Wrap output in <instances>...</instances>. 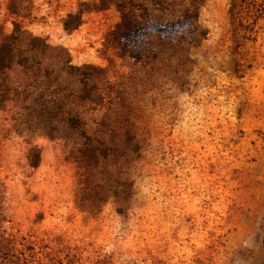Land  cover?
Segmentation results:
<instances>
[{
  "label": "rangeland",
  "instance_id": "1",
  "mask_svg": "<svg viewBox=\"0 0 264 264\" xmlns=\"http://www.w3.org/2000/svg\"><path fill=\"white\" fill-rule=\"evenodd\" d=\"M21 29L49 48L0 78V264H264V0H0Z\"/></svg>",
  "mask_w": 264,
  "mask_h": 264
},
{
  "label": "trees",
  "instance_id": "2",
  "mask_svg": "<svg viewBox=\"0 0 264 264\" xmlns=\"http://www.w3.org/2000/svg\"><path fill=\"white\" fill-rule=\"evenodd\" d=\"M83 12L79 10L75 13H70L67 16V19L64 21V27L67 31H72L77 29L82 22ZM154 32L158 35L169 37L170 35L177 33L179 31L178 23L171 22V23H156L151 25ZM144 28L138 23L137 17L135 16L134 12L131 10H127L123 13L121 21L118 23L116 29L114 30L113 34L117 42L129 49H133V45H135L138 37L139 32ZM19 30V28H17ZM14 34L11 36L5 37L0 42V78L6 74V71L13 67L14 62H16L17 57V49L16 44H14L13 40H19L21 38V54H19V60H17V64H20L21 67L29 69H34V63L38 62V69L39 72L42 68L40 65L42 64L41 59H39L42 54L46 53L47 49L49 48V44L42 38L41 36H34L29 34L28 32H24L21 29L18 36L14 38ZM21 55V56H20ZM94 66L85 65L84 69H92ZM67 68L72 72L75 70L83 71L84 69L81 67L73 66L67 63ZM83 73V72H82ZM87 80V78H86ZM83 80L85 83L81 88L79 93V97H87L86 90H87V82ZM12 89L5 83L0 82V102L5 103L9 96L11 95ZM55 112L54 115H56ZM77 117H72L71 122L69 123V127L73 130L81 128V121L79 115ZM85 133V132H83ZM89 142L85 143L87 146L88 151L90 150V154L95 155L98 151V147H95L94 142L88 137ZM95 147V148H94ZM41 155L36 152L31 160V165L36 167L39 165ZM131 187L132 185L128 183V181H123L120 186V197L126 200H129V196L131 195Z\"/></svg>",
  "mask_w": 264,
  "mask_h": 264
}]
</instances>
